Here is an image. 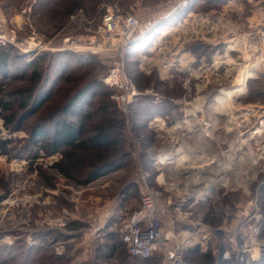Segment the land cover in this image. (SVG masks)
I'll list each match as a JSON object with an SVG mask.
<instances>
[{"label": "rangeland", "instance_id": "rangeland-1", "mask_svg": "<svg viewBox=\"0 0 264 264\" xmlns=\"http://www.w3.org/2000/svg\"><path fill=\"white\" fill-rule=\"evenodd\" d=\"M35 1L0 0V44L14 45L29 60L43 51L97 55L103 83L123 61L136 96H149L154 106L146 113L132 101L119 103L117 89L104 83L114 89L107 103L119 119L120 144L100 159L91 147L80 153L97 164L118 158L120 168L89 182L88 168H72L69 177L60 172L61 152L27 157L28 130L43 112L10 131L0 111V137L15 147L0 150V250L40 246L36 264H170L168 253L178 249L186 264H211L201 255L183 257L198 246L215 256L214 264L224 258L264 264V0H193L143 39H113V46L100 33L108 10L128 12L161 0H81L50 30L57 9ZM244 37L250 56L230 46ZM246 66L253 73L242 91L237 79ZM226 91L231 95L221 110L216 98ZM146 189L170 203L161 216L166 245L145 261L132 260L124 244L104 259L96 246L109 233L122 236ZM105 205L111 214L95 231Z\"/></svg>", "mask_w": 264, "mask_h": 264}, {"label": "trees", "instance_id": "trees-1", "mask_svg": "<svg viewBox=\"0 0 264 264\" xmlns=\"http://www.w3.org/2000/svg\"><path fill=\"white\" fill-rule=\"evenodd\" d=\"M191 1L193 0L188 1V9L191 8ZM35 2L41 7H48L53 2L57 9V12L54 10L57 18L47 25L49 30L59 28L81 5V0ZM195 50L192 47V51ZM28 58L29 54L22 53L14 45L0 44V111L5 119V127L10 131H19L31 116L40 112L44 114L36 119L28 130L30 152L27 157L33 160L39 156L41 150L48 154L61 152L62 160L56 163L60 172L69 177L72 168H88L84 182L120 168L118 158L103 159L97 164V161H89L80 153L91 147L100 159L104 157L103 152L108 146L120 144V132L117 129L119 119L110 116L107 103L114 89H108L109 87L99 79L100 72L97 73V68L101 64L97 63V55L62 50L43 51L30 60ZM132 102L131 105L140 106L146 113L153 112L151 109L154 105L149 96L137 95ZM99 117L101 122L95 123L93 120ZM11 143V139L0 137L2 153L15 150V147H9ZM123 244L125 245L121 235L109 233L106 239L96 246V250L98 249L99 255L107 260L116 255ZM20 250L21 247H2L1 261L36 264L35 256L40 254V246ZM193 254L203 256L211 264L216 261L211 252H201L198 246L187 249L183 257L191 259ZM128 256L137 261L149 259L129 253ZM47 257L51 258L50 255ZM219 264H231V261L224 258Z\"/></svg>", "mask_w": 264, "mask_h": 264}, {"label": "built area", "instance_id": "built-area-1", "mask_svg": "<svg viewBox=\"0 0 264 264\" xmlns=\"http://www.w3.org/2000/svg\"><path fill=\"white\" fill-rule=\"evenodd\" d=\"M187 2L188 0H161L153 5L137 6L128 12L108 10L104 14L100 33L104 40L115 38L122 44L143 39L163 21L182 11ZM262 44L264 47V32ZM103 81L117 89L113 96L119 103L128 104L136 96L135 87L126 73L123 61L116 62ZM169 205L168 201L161 202L158 192L146 189L140 207L132 212L124 225L122 239L129 254L149 258L162 250L166 242L161 216L168 212ZM97 213L99 220L93 227L95 231H101L106 226L111 209L105 205ZM168 260L170 264H186L178 249L168 253Z\"/></svg>", "mask_w": 264, "mask_h": 264}, {"label": "bare ground", "instance_id": "bare-ground-1", "mask_svg": "<svg viewBox=\"0 0 264 264\" xmlns=\"http://www.w3.org/2000/svg\"><path fill=\"white\" fill-rule=\"evenodd\" d=\"M115 39V38H114ZM78 45H79V43L78 42H76ZM105 43H107V44H111L112 46L113 45H115V42L113 41V40H106L105 41ZM231 47H235V46H240V45H244V47H243V49L245 50V54L247 55V56H250V55H252V54H254V53H252V51H250V50H248V48H247V41L245 40V39H233L232 41H231ZM101 45V44H100ZM81 46V45H80ZM110 46V45H109ZM83 47H84V45H83ZM97 51V50H96ZM258 60H259V58H258ZM257 61V60H256ZM254 64H257V63H254ZM253 64V65H254ZM252 69L251 68H249V67H244L243 68V71H242V73L240 74V76L238 77V79H237V81L239 82V84L241 85V90L242 91H244L245 90V81H246V79L248 78V77H250L251 75H252ZM230 95H231V92L230 91H226L225 93H224V95L222 94V95H220V96H217V98H216V100L218 101V105H219V108L221 109V110H227V101H228V98L230 97Z\"/></svg>", "mask_w": 264, "mask_h": 264}, {"label": "crops", "instance_id": "crops-1", "mask_svg": "<svg viewBox=\"0 0 264 264\" xmlns=\"http://www.w3.org/2000/svg\"><path fill=\"white\" fill-rule=\"evenodd\" d=\"M240 39H245V40L247 41V47H248V46H250V45H249V40H248V38H247V37L240 38ZM231 41H232V40H231ZM231 44H232V43L230 42V46H231ZM240 46L244 47V45H243V44H242V45H240ZM235 47H238V46H235ZM243 50H244V49H243ZM244 52H245V50H244Z\"/></svg>", "mask_w": 264, "mask_h": 264}, {"label": "water", "instance_id": "water-1", "mask_svg": "<svg viewBox=\"0 0 264 264\" xmlns=\"http://www.w3.org/2000/svg\"><path fill=\"white\" fill-rule=\"evenodd\" d=\"M223 255H225V254H224L223 250H221V251L219 252V256H218L219 258H218V259L220 260V259L223 257Z\"/></svg>", "mask_w": 264, "mask_h": 264}]
</instances>
